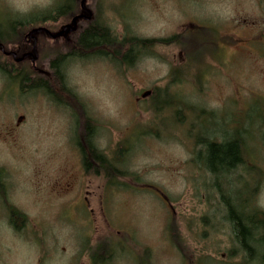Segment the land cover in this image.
Listing matches in <instances>:
<instances>
[{"label":"rangeland","instance_id":"obj_1","mask_svg":"<svg viewBox=\"0 0 264 264\" xmlns=\"http://www.w3.org/2000/svg\"><path fill=\"white\" fill-rule=\"evenodd\" d=\"M80 3L71 13L83 12ZM55 7L59 0H0L7 34L14 18L56 17L26 26L11 46H0L12 51L31 29L53 35L73 26L68 15L50 12ZM85 7L119 41H180L140 51L131 63L133 51L130 65L70 58L58 68V86L48 63L74 51L77 33L70 44L43 40L32 64L48 74L47 89L60 103L45 89L16 88L0 72V264H245L234 253L222 203L238 210L250 191L245 180H254L235 170L216 183L204 155L199 164L196 154L206 152L200 143L233 141L248 126L243 150L256 171L246 174H260L264 0H86ZM183 48L193 60L185 68L189 79L174 73L185 61ZM9 59L0 57V67ZM22 67L36 80L30 65ZM87 124L95 126L96 148L114 154L119 165L111 168L126 177L109 184L85 174L75 143L85 146ZM255 191L259 209L264 186L259 182Z\"/></svg>","mask_w":264,"mask_h":264},{"label":"trees","instance_id":"obj_2","mask_svg":"<svg viewBox=\"0 0 264 264\" xmlns=\"http://www.w3.org/2000/svg\"><path fill=\"white\" fill-rule=\"evenodd\" d=\"M74 5L75 0H59V7H55V9H52L50 12H54L55 14H57V16L66 17L74 10ZM55 20L56 17L51 16V13H47V15L42 16L36 14L30 15L23 19L14 18L10 20L8 25L11 32L10 34L5 33V30L0 28V43L6 45L9 42L15 41L18 35V31L22 30L26 26H36L38 23H46ZM179 38L173 37L166 40L144 41L135 39L133 37H125L124 40L119 41L117 36L111 31V29L106 25H103V23L97 17L87 31L79 34L76 37L74 45L72 46L74 51L70 49L72 50V52L69 54V57L65 58V60L63 58H57V63L59 65L57 66L59 68L62 63L64 64V61L69 60L70 58L86 59L89 57V55L103 58L105 57L113 63L130 65L129 62L133 63L134 61H136L141 52H148L152 47L156 45H170V43L174 41H180L177 40ZM112 47L115 51H112ZM133 51L135 54V56L133 55V61L127 62V57L130 53H133ZM182 51L185 54H183L185 56V61L174 70V73H183L184 76L189 79L192 78V75L189 71L185 70V68H189V66H191V64L193 63V60L186 52L185 48H183ZM0 72L6 77H11L13 80L15 79L18 80V82H22V84L25 86L24 90H38L41 89L42 86V88H45L46 86L45 83L43 85H39L36 80L30 79L32 75H30V73L24 69L20 74H18V76L15 74L10 75L9 69L6 67H0ZM94 128L95 126H91L88 124L86 125L83 135V143L85 146L82 147L79 143V140L75 143L76 148L78 149L81 156L83 171L86 175L92 174L100 176L109 184H114L115 179H122L126 177L127 174L121 172L119 168V170H113L111 168V164L112 166L117 167L119 165V161L117 160V163L113 158L114 154L112 155V157H106L96 148L94 142ZM214 139L208 144L206 142L200 143L199 145H203L202 147L205 148L206 152L202 154V151H199L196 155L199 164L201 161V155H204L203 157L205 158L204 162L206 171L211 176H213L214 181L216 180L215 182L217 183V180L221 175L231 174L232 168L235 165L239 164L238 158L240 143L237 142L238 140L241 141V138L237 135V137H235L236 142H232V139L228 142L225 139H218V141ZM252 166L253 165H251V167ZM220 195L222 196V194ZM223 201L224 202L222 204L225 206L227 212L226 220L229 222L230 226H232L234 235L237 238L232 239L234 246H236L237 248V251H234V253L236 254V256H239V254L242 253V263L262 264V262L264 261V239H262V236L264 235V224L260 220V212L256 210L247 212L246 208H244L243 206H240L238 210H235L232 208L228 201ZM10 224L13 226L15 231L21 230L19 229L21 227L18 228L15 226V224H13L12 218H10Z\"/></svg>","mask_w":264,"mask_h":264},{"label":"flooded vegetation","instance_id":"obj_3","mask_svg":"<svg viewBox=\"0 0 264 264\" xmlns=\"http://www.w3.org/2000/svg\"><path fill=\"white\" fill-rule=\"evenodd\" d=\"M91 12V11H90ZM82 13L83 12H78V13H76V14H73V13H70V14H68V16H69V18H67L68 20H70V22H68V23H70L71 24V22H72V20L74 19V18H76V17H79L78 19H76V21H75V25H76V31L74 32V33H71V34H67L66 32L65 33H63L62 34V36L60 37H57L56 39H51V37L50 36H48V34L47 33H45V32H41V33H38V34H36V35H34V36H31V37H29L28 36V33L31 31V30H33V29H31V30H29L28 31V33H26L25 35H23V37H22V43L21 44H19V45H17L16 47H14L13 48V50L12 51H10V50H8V49H5L4 47H3V45H2V47H0V57H6V58H11V59H9L7 62H2L1 61V63H3L4 64V66H6V68H8L9 69V74L10 75H17L18 76V74H20L22 71H23V65H30V67L32 68V70H33V72H31L32 74H35V73H37L38 75L36 76V82L39 84V85H43L44 83L45 84H49V82H47V80H44L43 79V76H45V77H47V73L43 70V69H35V65H33L32 64V61H31V59H32V57H31V54H32V51H33V46H34V43H36V45H35V48H36V52H37V61L39 60V58H40V56H39V53H38V47H39V45L41 44V42L44 40H52V41H58V40H62L64 43H68V44H70L71 42H70V39H69V36L70 35H72V34H76L75 35V37H74V41H75V39H76V37L79 35V34H81V33H83V32H85V31H87L89 28H90V26L93 24V22L96 20H94V15H93V13L91 12V14H92V16H91V18L89 19V20H86V17H87V14H85V15H82ZM68 16H66V17H68ZM96 18V17H95ZM67 24V23H66ZM83 24H86L83 28H81L82 27V25ZM61 28L62 27H60V29H59V31L61 30ZM24 29V28H23ZM22 29V30H23ZM46 29V28H45ZM48 30V29H47ZM58 31V32H59ZM259 31H260V33H261V39H262V43H263V46H264V24H262V26L259 28ZM52 34H53V32H55V31H50ZM57 32V33H58ZM22 33H23V31H22ZM54 35V34H53ZM18 36V35H17ZM73 36V35H72ZM13 42H16V41H13ZM1 45V44H0ZM7 46H11V42H9V43H7L6 44ZM66 50V49H65ZM67 51V50H66ZM68 52V51H67ZM66 54H70V53H62V52H60L56 57H55V59L54 60H52L51 62H49L48 64H49V67H50V69H51V71L53 72L52 73V80H55V82L58 84V86H59V82H60V80H61V75H60V72L61 71H59V69H58V63H57V58H63V59H65V55ZM63 55V56H62ZM260 56H261V58L263 59V62H264V48L260 51ZM36 61V62H37ZM35 62V63H36ZM65 62V61H64ZM19 64V65H21V66H19V65H14V64ZM55 64V65H54ZM62 65V64H61ZM24 67H26V66H24ZM28 72V71H27ZM30 79H33V77L32 78H30ZM9 80H12V81H15V86H16V88H19V89H24V85L22 84V82H18V80H13L11 77H9ZM52 85V87H53V84H51ZM43 87V86H42ZM41 87V89H45V91L44 92H42L43 94H45V95H47V96H49V97H51L52 98V100L53 101H56L57 103L59 102L60 103V101H58V100H56V97H55V100L53 99V94H51V93H53L51 90H49V89H47V86H45V88H42ZM49 88V87H48ZM54 88V87H53ZM41 89H38L37 91H41ZM56 96H58V95H56ZM264 98V97H263ZM21 119L22 118H20L19 120L21 121ZM234 124V123H233ZM233 124H232V126H233ZM248 125H249V123H248ZM248 127V126H247ZM247 127L245 126L244 128H241L239 131H241V132H245V134H247V135H249V131H248V129H247ZM246 129V130H245ZM263 131H264V122H263V129H262ZM240 132V134H241V136H240V140L241 141H239L238 140V142L237 143H240V145H239V164L238 165H235L233 168H232V175H233V173L235 172V170L236 171H238V170H242L243 171V173H244V178L246 177V178H249L250 180H254V182H253V185L251 184L250 185V181H246L245 180V184H248L249 185V187H250V191H248V192H245L244 194H243V200H242V202L240 203V206L242 207H244V208H246V210H247V212H250V211H252V210H256V211H259L260 212V220L263 222V224H264V205H262L259 209L257 208V203H253L254 201L252 200V197L254 196V195H256V191H255V189H256V186L259 184V182L261 183V186L263 187L264 186V158H263V160H262V167H260V166H258V168H259V175L257 176V177H255V174H256V172L253 174V175H250V177H247V174H246V170H253V171H256V167H253L252 169H251V165H254L253 163H252V160H253V158L252 157H248V155H245L244 154V151H246L247 152V150H243V143H245V141H244V134H242ZM220 140V139H219ZM232 142H236L235 140H233ZM243 142V143H242ZM262 149H263V151H264V138H263V140H262ZM248 153V152H247ZM258 165V164H257ZM256 164H255V166H257ZM249 172H251V171H249ZM254 176V177H253ZM243 184V183H242ZM252 201V202H251ZM257 209H256V208ZM233 211H235V210H233ZM230 228H231V239H237L236 238V236L234 235V230H233V228H232V226H230ZM263 238L262 239H264V235L262 236ZM264 259V258H263ZM262 264H264V261L262 262Z\"/></svg>","mask_w":264,"mask_h":264},{"label":"water","instance_id":"obj_4","mask_svg":"<svg viewBox=\"0 0 264 264\" xmlns=\"http://www.w3.org/2000/svg\"><path fill=\"white\" fill-rule=\"evenodd\" d=\"M85 2H86V0H81V9H82V11L83 12H85L86 14H87V17H86V20H89L90 18H91V16H92V14H91V12L89 11V10H87V8L85 7ZM79 18V17H78ZM78 18H74L73 19V21H72V24H73V26H66L65 28H63V32H61V33H57V34H54V35H51L46 29H44V28H36V29H33V30H31L29 33H28V36L29 37H31V36H34V35H36V34H38V33H41V32H45V33H47L48 34V36H50L51 37V39H56L57 37H59L62 33H70V32H75L76 31V25H75V21H76V19H78ZM35 45H36V43H34V46H33V51H32V54H31V56H32V62H35L36 60H37V52H36V48H35ZM1 47V46H0ZM150 95V93H146L145 95H143V97L142 98H145V97H147V96H149Z\"/></svg>","mask_w":264,"mask_h":264}]
</instances>
